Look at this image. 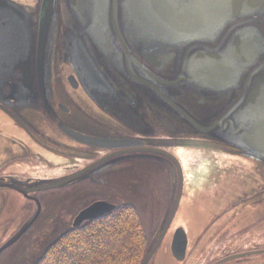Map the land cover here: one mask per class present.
Segmentation results:
<instances>
[{
    "label": "water",
    "instance_id": "water-1",
    "mask_svg": "<svg viewBox=\"0 0 264 264\" xmlns=\"http://www.w3.org/2000/svg\"><path fill=\"white\" fill-rule=\"evenodd\" d=\"M64 93L78 111L86 99L119 125L144 127L135 132L194 138L186 145L245 156L264 172V0H0V109L12 118L31 112L53 119ZM81 173L41 181L35 190L64 187ZM184 182L178 163L172 215L141 264H151ZM115 207L96 202L74 227ZM186 240V231L177 230L172 252L179 261L186 259ZM252 253L264 250L214 264Z\"/></svg>",
    "mask_w": 264,
    "mask_h": 264
},
{
    "label": "flooded vegetation",
    "instance_id": "flooded-vegetation-1",
    "mask_svg": "<svg viewBox=\"0 0 264 264\" xmlns=\"http://www.w3.org/2000/svg\"><path fill=\"white\" fill-rule=\"evenodd\" d=\"M78 90L82 89L74 90L79 95ZM67 98L64 93L55 100V109L51 112L53 119L44 115V118L34 117L31 112L26 113L25 118H12L0 109V248L17 234L37 209L42 210L32 228L0 254V264H32L34 252L39 250L41 241L55 236L54 232H49L54 228L58 233L63 231V234L72 230L79 214L99 201L116 206L99 218L125 206L139 213L148 239L145 254L139 262L141 264L172 215L177 196L176 193L172 198L173 181L178 163L186 172L187 154L199 149L210 155L206 158L213 159L218 174L225 177L222 178L225 185L206 189V193L210 192L204 197L207 198L204 202L201 197L194 198L195 192L200 190L191 187L185 177L178 209L151 264H164L159 260L160 254L169 253L178 260L172 252L177 230L186 231L187 258L190 250L197 246L199 237L202 238L199 245L202 249L210 239H214V244L222 235L239 236L250 225L262 223L264 172L252 159L210 146H187V141H196L194 138L149 136L135 132L143 131L144 127L135 126L129 120L127 124L119 125L85 98L79 103L82 109L78 111L75 103ZM163 124L167 125V122ZM130 125L133 130L128 127ZM80 172L77 180H71L64 187L35 190L41 181L72 177ZM159 172L169 178L171 186L168 194L164 191L162 195L163 206L155 208L157 215L152 217V208L148 211L141 202L145 204V189L153 187L152 177ZM215 173L211 171V174ZM204 174L207 175V172H197L195 178L199 179ZM10 185H16L18 189L8 187ZM64 205L60 223L53 227L52 207ZM200 218L204 219L202 224L199 223ZM208 220L209 224L202 228ZM182 243L183 239H179L178 245ZM259 250L264 249L255 248L250 252ZM258 254L264 255L252 253L239 258Z\"/></svg>",
    "mask_w": 264,
    "mask_h": 264
},
{
    "label": "rangeland",
    "instance_id": "rangeland-1",
    "mask_svg": "<svg viewBox=\"0 0 264 264\" xmlns=\"http://www.w3.org/2000/svg\"><path fill=\"white\" fill-rule=\"evenodd\" d=\"M200 150L201 149L196 151H191L190 154H187L188 159L185 164L186 172H184V175L186 178H188V182H190L191 187L194 186V188H198L200 190L195 192V194L193 195L194 198L201 197V199L204 202H206L207 198L204 197L209 196L210 191L206 193L205 190L209 188H214L215 185H218L219 187L221 185L222 186L225 185V183H223L224 181L222 180V178L225 177H221L220 174H218V168L217 166H215V164H213L212 162L213 159L206 158V156L210 157V155ZM222 160H227V159L222 158ZM212 170L216 172L218 176H216L217 175L216 173L211 174ZM202 171L207 172V175L205 174L200 175L199 179H196L195 174L197 172H202ZM152 178L153 179L151 185H153V187L152 188L149 187L148 189H145V193L143 194L146 197L144 200L145 204H142L141 202V205L144 208H146L148 211L150 208H152L150 215H152V217H155L157 214L154 213V210L157 207L163 206L164 198L162 195L164 191L167 192L168 194V192L170 191L171 183L169 178H165V174L161 172L157 173ZM64 209H65V205L60 208L58 206L55 208L54 206L52 207L50 215H51V222L53 227H57V225L60 223L62 211ZM263 220L264 217L262 218L261 224L253 225V226L250 225V228H247L246 231H243L239 236L238 234H233V235L225 234L222 235L219 238V240L214 244H213L214 239H210L209 242L205 244L202 249L199 247V245L202 243V238L201 237L197 238L196 242H197L198 250H197V246H195L193 250H190L191 252L188 253V256L185 261L175 260L169 253L160 254L159 260L164 264H213L221 260L222 258L233 255L235 253H241L247 251L250 252L255 248L264 249ZM203 222L204 219L200 218L199 223L202 224ZM208 224H209V220L205 222L202 228H205ZM52 232H54V235H57L58 233L56 228H54V230L49 233ZM53 238L54 237H48V239L41 241V243L39 244L40 246L39 250L34 252V257L31 260L32 264L39 258V256L43 253V251L47 247L48 243L51 242ZM192 251L195 254L192 253ZM198 252L199 254L196 256ZM261 262H264L263 254L250 255L243 258L233 259L228 262H225L224 264H253V263H261Z\"/></svg>",
    "mask_w": 264,
    "mask_h": 264
},
{
    "label": "trees",
    "instance_id": "trees-1",
    "mask_svg": "<svg viewBox=\"0 0 264 264\" xmlns=\"http://www.w3.org/2000/svg\"><path fill=\"white\" fill-rule=\"evenodd\" d=\"M147 241L139 213L125 206L58 233L33 264H139Z\"/></svg>",
    "mask_w": 264,
    "mask_h": 264
}]
</instances>
